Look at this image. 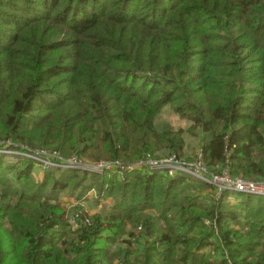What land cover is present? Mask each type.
Segmentation results:
<instances>
[{
  "label": "trees",
  "instance_id": "16d2710c",
  "mask_svg": "<svg viewBox=\"0 0 264 264\" xmlns=\"http://www.w3.org/2000/svg\"><path fill=\"white\" fill-rule=\"evenodd\" d=\"M8 139L124 164L198 139L209 170L264 183V0H0ZM35 165L0 152V264H264V196L138 167L37 180ZM93 186L106 209L73 225L62 194Z\"/></svg>",
  "mask_w": 264,
  "mask_h": 264
},
{
  "label": "built area",
  "instance_id": "2783aa9c",
  "mask_svg": "<svg viewBox=\"0 0 264 264\" xmlns=\"http://www.w3.org/2000/svg\"><path fill=\"white\" fill-rule=\"evenodd\" d=\"M1 152L8 151L4 150ZM39 153H42V156H40ZM24 156L28 158H34L39 160L42 164L45 163L48 165H53L55 162L58 163L59 161L61 162L60 159H62V157H57L45 152H32V150L24 152ZM94 162L95 163L87 164L83 167L71 165H68V167L75 169L82 168L83 170H89L91 172L98 173L106 169L117 171L119 169L125 170L134 167H138L142 170L160 169L169 176H172L178 172H184L206 184L215 186L219 192H226L227 202H236L238 200L237 198L239 194L264 196V183L257 180L248 179L243 176L231 174L227 163L223 165L219 171L209 170L204 162L201 149L196 152L195 159L193 161H189L183 157H177L175 155L155 157L147 154L144 158L139 159L131 164H124L119 160H102ZM71 223L73 225L78 224V214L71 218Z\"/></svg>",
  "mask_w": 264,
  "mask_h": 264
},
{
  "label": "rangeland",
  "instance_id": "374dc122",
  "mask_svg": "<svg viewBox=\"0 0 264 264\" xmlns=\"http://www.w3.org/2000/svg\"><path fill=\"white\" fill-rule=\"evenodd\" d=\"M164 117H165V120L168 121L172 125V127H174L175 129L186 128L188 126L187 121L179 118L169 109H166ZM191 146L193 147L191 148ZM191 146L186 150L185 156H183V158L189 161H193L195 159L196 152L200 149L199 140L197 139L195 142L191 143ZM0 150L1 151L7 150L8 153L10 154H17L20 156H24V152H28L29 150H32V152H36V151L45 152L48 154L55 155L57 157H62V159H60L61 162L60 161L58 163L55 162L53 165H48L45 163L42 164L39 160L32 158L36 162V165L33 168V174L35 178H37V180H39L44 175V169H47L48 166L59 167V168H64V169H71L72 167H68V165L83 167L87 164L95 163L94 161L89 160L85 157L84 158L78 157V155L75 152L67 155V154H64L62 151H59L57 149L47 148V147L31 149L26 146H23V144L22 145L18 144V142L14 141L13 139L0 140ZM39 154L40 156H42V153H39ZM79 170H83V169L79 168ZM106 170H110V169H106ZM106 170H102L100 171V173H103ZM85 171L91 172L89 170H85ZM121 178L122 177H119L118 179H121ZM189 189H190L189 187L185 188V190H189ZM96 196H97V188L93 186L87 192L86 198L77 200L74 197H71L68 193L64 192L62 194V199L67 205V207L70 209L71 213L69 216L72 218L74 217V215L78 214V218H79L80 216H84L85 214L92 215L98 212L100 213L104 212V209L106 208H104L102 205H104L103 203H106V202L108 203L109 199H105V200L101 199L100 201H97ZM127 229L130 230L131 228L127 227ZM115 248L116 247H114V250ZM104 264H116V262L113 259H106L104 261Z\"/></svg>",
  "mask_w": 264,
  "mask_h": 264
},
{
  "label": "crops",
  "instance_id": "0c3cea01",
  "mask_svg": "<svg viewBox=\"0 0 264 264\" xmlns=\"http://www.w3.org/2000/svg\"><path fill=\"white\" fill-rule=\"evenodd\" d=\"M104 205H106L107 204V202L106 203H103ZM104 205H102V206H104Z\"/></svg>",
  "mask_w": 264,
  "mask_h": 264
}]
</instances>
